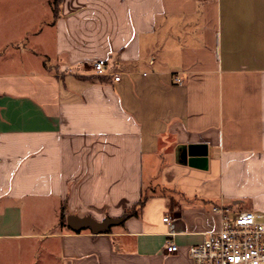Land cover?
<instances>
[{
	"label": "crops",
	"instance_id": "crops-1",
	"mask_svg": "<svg viewBox=\"0 0 264 264\" xmlns=\"http://www.w3.org/2000/svg\"><path fill=\"white\" fill-rule=\"evenodd\" d=\"M214 207L264 214V0H0V264H193Z\"/></svg>",
	"mask_w": 264,
	"mask_h": 264
},
{
	"label": "built area",
	"instance_id": "built-area-1",
	"mask_svg": "<svg viewBox=\"0 0 264 264\" xmlns=\"http://www.w3.org/2000/svg\"><path fill=\"white\" fill-rule=\"evenodd\" d=\"M93 70L96 76L109 74L105 60L96 61ZM176 81L181 82L180 78ZM213 213L222 217L220 228L208 232L203 243L189 249L193 264H264V214L230 213L222 207H214ZM166 248L170 253L178 250L173 242Z\"/></svg>",
	"mask_w": 264,
	"mask_h": 264
},
{
	"label": "water",
	"instance_id": "water-1",
	"mask_svg": "<svg viewBox=\"0 0 264 264\" xmlns=\"http://www.w3.org/2000/svg\"><path fill=\"white\" fill-rule=\"evenodd\" d=\"M189 154H191V152H189ZM126 219L127 215H124L118 219L106 218L104 221L99 222L91 217H79L76 215H69L66 219V223L67 226L74 232L90 230L92 234L98 235L110 231L112 227L119 226Z\"/></svg>",
	"mask_w": 264,
	"mask_h": 264
},
{
	"label": "trees",
	"instance_id": "trees-1",
	"mask_svg": "<svg viewBox=\"0 0 264 264\" xmlns=\"http://www.w3.org/2000/svg\"><path fill=\"white\" fill-rule=\"evenodd\" d=\"M60 1H61V0H55V3L58 4ZM142 201H143V200H141V201L136 205V207H135L132 211H129V212H128V215H129V216L137 215L136 208L142 205ZM62 221H63V223H65V216H64V214L62 215Z\"/></svg>",
	"mask_w": 264,
	"mask_h": 264
}]
</instances>
